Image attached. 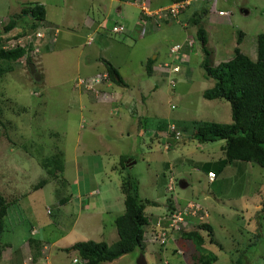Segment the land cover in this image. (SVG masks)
I'll return each mask as SVG.
<instances>
[{"label": "rangeland", "instance_id": "rangeland-1", "mask_svg": "<svg viewBox=\"0 0 264 264\" xmlns=\"http://www.w3.org/2000/svg\"><path fill=\"white\" fill-rule=\"evenodd\" d=\"M31 1L43 4L45 20L60 32L50 47L43 44L31 55L33 73L23 56L0 75V193L9 202L0 264H82L71 246L83 240L112 241L107 233H116L113 220L124 211L121 182L128 175L137 179L139 198L154 202L144 209L146 235L157 231L158 219L170 211L168 199L173 208L175 201L193 200L207 217L192 218L186 230L200 222L212 226L219 245L204 247L217 256L213 264H264V168L239 162L236 172L231 163L211 183L202 165L223 157L224 140L200 143L192 129L185 128L194 120L231 121L228 101L202 95L215 80L201 66L197 26L188 17L194 10L204 11L200 19L214 65L231 58L235 47L255 59L257 36L264 34V0H193L177 19L158 28L139 25L143 15L139 6L131 5L134 0H0V32L8 18ZM142 2L155 10L171 1ZM87 16L104 22L103 27L86 29ZM117 23L123 24V32H112ZM143 26L146 32L141 35ZM188 40L192 46H186ZM174 44L187 53L179 72L158 69L149 74L148 58L157 56L156 65L170 61ZM104 61L118 69L123 84L103 80L112 86L99 83L94 90L78 85L88 74L102 73ZM168 124L176 129L169 130ZM176 130L179 139L174 138ZM57 152L64 163L61 176L70 181L66 185L42 163ZM121 157L130 160L123 168ZM68 195L70 201L59 202ZM29 237L41 242L36 262ZM143 244L102 264H137L140 256L146 264H196L193 243L178 232L171 231L163 244Z\"/></svg>", "mask_w": 264, "mask_h": 264}, {"label": "trees", "instance_id": "trees-1", "mask_svg": "<svg viewBox=\"0 0 264 264\" xmlns=\"http://www.w3.org/2000/svg\"><path fill=\"white\" fill-rule=\"evenodd\" d=\"M170 1V3H174L183 0ZM186 7L188 8L189 5ZM185 8L180 12L184 11ZM194 11L187 21L197 26L196 36L200 41L202 51L201 66L206 74L215 80L213 86L205 89L202 95L209 100L220 98L228 101L231 110V121L228 123L194 120L186 125L185 128L190 127L192 129V137L200 143L224 140L222 147L223 157L212 163L205 162L202 168L207 173L213 172L215 177L227 165L234 162H253L264 168V34L260 33L257 36L255 59H251L238 47H235L231 58L214 65L212 60L213 48L208 45V32L201 24L202 21L200 19V15L204 11H199L200 14L198 11ZM180 12L175 18L162 17L156 20L154 17H146L143 14L144 17L142 16L141 18L146 27L149 25L157 27L170 20L177 19ZM29 13L32 14L31 21ZM45 15L46 11L42 4L30 2L24 5L18 13L8 18L0 32V75L11 70V63L25 55L27 64L33 62L24 47L3 48L1 43L6 39L4 34L16 27H20L23 32L33 30L45 21ZM239 41L240 39H238ZM179 53L176 55V59L173 57L170 61L165 62L183 63ZM171 54L173 55V53ZM154 61L152 58H148L146 61L145 66L149 74L152 72ZM104 64L105 71L109 76L108 79L123 84L124 81L118 69L109 61H104ZM0 123H2L1 118ZM166 127L168 128V126ZM120 162L122 168L125 167V162L129 163L125 157H121ZM42 163H44L45 169L48 168L54 179L59 178L58 182L61 185L67 184V180L61 176L64 163L60 152L55 153L51 158H46ZM121 191L124 195V212L114 220L118 239L110 244L102 240L75 242L71 248L77 252L81 260H85L82 264H102V262L112 261L123 254L132 252L138 247H144V232L148 226V217L144 209L147 204L154 205V202L150 200L142 201L139 198L138 182L133 176L128 175L122 179ZM68 198L69 195L68 197L65 196V198L61 197L59 202L65 203ZM8 206L9 202L0 193V236L3 231ZM167 207L170 210L169 212L174 209L170 199L167 201ZM261 209L264 211V204H262ZM202 231L206 233L205 236ZM172 232H178L182 238L188 239L193 243L197 252V256L193 258L196 264H213L217 260V256L212 252L206 253V248L204 247L205 243L219 245L213 237L212 226L209 223L200 222L193 229L186 230L185 228ZM28 243L34 247L33 262H36L41 254L39 248L41 242L29 237ZM2 247L4 246L0 244V251Z\"/></svg>", "mask_w": 264, "mask_h": 264}, {"label": "built area", "instance_id": "built-area-1", "mask_svg": "<svg viewBox=\"0 0 264 264\" xmlns=\"http://www.w3.org/2000/svg\"><path fill=\"white\" fill-rule=\"evenodd\" d=\"M140 0H134V3L139 6L142 14L146 17H154L156 20L162 17H176V15L184 9L187 5H189L190 0H183L171 3L165 7H161L156 10H150L147 3L142 2L139 3ZM219 14L225 15L223 11H219ZM112 32L114 33H121L124 30V26L120 24H116L112 26ZM146 32L145 27L143 26L140 30V34L144 35ZM58 33L57 28L49 27L45 24H40L33 30H27L23 32L21 28L18 29H11L8 31L4 36L6 37L5 43L6 45L3 46L5 49H10L16 46L24 47L27 49V55L31 56L37 54L41 50V46L43 44L51 45L53 44L55 37ZM90 43V41L88 42ZM193 41L188 40L186 45L192 46ZM182 49L181 45L176 44L170 48L171 53H173V57L176 59V55ZM26 58V55L24 56ZM161 70L177 73L180 69V63L177 62H164L160 65ZM108 73L106 71L102 73H97L92 77H89L87 80L80 79L78 81V85L85 84L87 90H94V85L101 83L103 80L108 79ZM170 83L173 85V79L170 80ZM176 129L175 126L170 125L169 130L174 131ZM181 132L176 130L174 134L175 139H179ZM208 177L210 180L213 179L214 174L212 172L208 173ZM172 180V178H170ZM169 190H172V187H168ZM207 217V212L203 208V206L193 200H188L185 203H178L175 201V207L171 212L165 213L161 218L158 219L156 223L157 231L160 229L158 233L155 231H151L146 235V231L144 232V240H147L149 243L159 242L160 244L164 243L167 239V230L169 231H179L181 229L187 228L190 224V220L192 218H198L203 220ZM164 221V222H162ZM74 262H78L75 258L73 259ZM81 262H85V260H81ZM163 264H168L167 261L163 262Z\"/></svg>", "mask_w": 264, "mask_h": 264}, {"label": "crops", "instance_id": "crops-1", "mask_svg": "<svg viewBox=\"0 0 264 264\" xmlns=\"http://www.w3.org/2000/svg\"><path fill=\"white\" fill-rule=\"evenodd\" d=\"M109 3H111V2H116V3H121L122 1L121 0H107ZM123 1H130V0H123ZM193 0H190V3L192 2ZM31 2H37V1H31ZM131 2V1H130ZM27 3H30V2H26L25 4H27ZM39 3V2H38ZM133 2H131V5L132 6H137L135 3H133ZM189 3V4H190ZM24 4V5H25ZM170 4V3H169ZM169 4H167V5H169ZM23 5V6H24ZM43 5V4H42ZM167 5H164V6H162V7H165V6H167ZM22 6V7H23ZM21 7V8H22ZM105 7V5L103 6V8ZM122 7V5H118L117 6V8H116V12L117 13H119L120 14V12H121V8ZM21 8L19 9V11L21 10ZM159 8H161L160 6H159ZM158 8V9H159ZM108 9V8H107ZM105 10H106V8H105ZM156 10V9H155ZM18 11V12H19ZM17 12V13H18ZM106 17H109V16H106ZM115 22V21H114ZM42 24H46V25H50L51 27H53V28H57L58 29V33L57 34H59V32H60V29H59V27H57V26H55V24H53V23H50V22H47L46 20L42 23ZM103 24H104V22H97V21H95L93 18H91V17H89V16H87L86 17V20H85V24H84V26H85V28L86 29H88V30H91L92 28V30H94V32H96L97 30H98V28H100V27H103ZM117 24H120V25H123V24H121V23H117ZM145 25V23L143 22V21H141L140 23H139V25ZM116 25V24H115ZM161 26V25H160ZM160 26H157V28L158 27H160ZM148 27V26H147ZM18 28H20V27H18ZM18 28H15V29H18ZM125 28V27H124ZM155 28V27H154ZM91 33V32H90ZM88 35H90V34H88ZM90 41V43H88ZM87 44H92L91 43V39H87V42H86ZM52 45V44H51ZM51 45H49V47L51 46ZM156 57L157 56H154L153 57V59L155 60L156 59ZM179 57H181V59H182V61L184 62V60H185V58L187 57V53H186V51H180V53H179ZM34 67H35V65H34ZM158 69H161V67H160V65H156V60L154 61V63H153V65H152V70L153 71H156V70H158ZM79 71H81V69L79 70ZM105 71V70H104ZM104 71H102V72H104ZM85 72H87V70H85ZM178 73V72H177ZM95 74H97V73H92V74H88L87 76L89 77H92V76H94ZM92 75V76H91ZM101 85H103L104 87H106V88H109V87H111L112 85H111V83H100ZM103 94H105L104 92H103ZM115 96L116 97H118V99H120V96L118 95V93L116 92L115 93ZM111 98V97H110ZM169 126L170 125H172V124H168ZM156 133H157V131H156ZM155 133V134H156ZM241 163V162H240ZM240 163L239 162H234V164H235V168L233 169V171H236V172H239V170H240ZM242 164V163H241ZM242 166V165H241ZM226 168V167H225ZM224 168V169H225ZM223 169V170H224ZM216 178V177H215ZM66 180H67V182H70L67 178H66ZM216 179H213L212 181H210L211 183H213L214 181H215ZM92 192H94V191H92ZM78 195H76L75 196V198L77 197ZM71 200V195H69V198H68V200L67 201H70ZM66 201V202H67ZM81 203H82V201H81ZM163 206H165V205H163ZM124 212V211H123ZM120 215V214H119ZM118 216V215H117ZM117 216H115V218L117 217ZM115 220V219H114ZM113 220V221H114ZM146 231V230H145ZM31 234H33V236L36 234V233H34L32 230H31V232H30ZM107 237H111L112 238V241L110 242V243H112V242H114V241H116L117 239H118V234H117V230H116V233L114 232V231H112V230H110V232H109V236H108V233H107ZM32 238H34V237H32ZM34 239H36V238H34ZM106 242V241H105ZM107 243V242H106ZM110 243H108V244H110ZM43 248L45 249L46 248V246H43ZM42 252H43V249L41 250ZM47 259V258H46Z\"/></svg>", "mask_w": 264, "mask_h": 264}, {"label": "water", "instance_id": "water-1", "mask_svg": "<svg viewBox=\"0 0 264 264\" xmlns=\"http://www.w3.org/2000/svg\"><path fill=\"white\" fill-rule=\"evenodd\" d=\"M24 15H26V14H24ZM29 15V17L31 18L30 19V21L32 20V14L31 13H29L28 14ZM28 67H29V69H30V71L33 73L34 72V63L33 62H30L29 64H28ZM36 79H39V76L38 75H36ZM129 163H130V160L128 161ZM128 163V164H129ZM183 185L185 186V184L183 183ZM137 264H146V261H145V258H144V256H140V258L137 260Z\"/></svg>", "mask_w": 264, "mask_h": 264}, {"label": "clouds", "instance_id": "clouds-1", "mask_svg": "<svg viewBox=\"0 0 264 264\" xmlns=\"http://www.w3.org/2000/svg\"><path fill=\"white\" fill-rule=\"evenodd\" d=\"M16 28H18V27H16ZM14 29V28H13ZM168 128H169V125H168ZM213 173V172H212Z\"/></svg>", "mask_w": 264, "mask_h": 264}]
</instances>
